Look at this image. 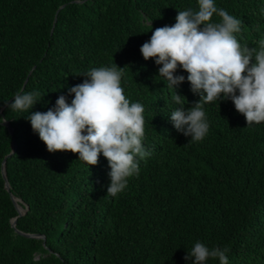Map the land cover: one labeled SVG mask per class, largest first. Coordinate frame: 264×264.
Returning a JSON list of instances; mask_svg holds the SVG:
<instances>
[{"label":"trees","instance_id":"1","mask_svg":"<svg viewBox=\"0 0 264 264\" xmlns=\"http://www.w3.org/2000/svg\"><path fill=\"white\" fill-rule=\"evenodd\" d=\"M215 3L242 21L240 44L259 51L264 0ZM188 9L198 0H0V119L14 129L0 120V264H193L185 256L197 241L228 248V264H264V122L247 127L231 100L207 103L209 132L191 142L170 119L182 106L172 96L187 110L200 95L182 69L185 82L169 87L140 52ZM114 64L127 98L144 107L151 155L112 197L102 154L90 167L71 152L49 153L27 117L61 95L70 104L69 89L88 71ZM33 91L43 98L29 112L9 109L17 93Z\"/></svg>","mask_w":264,"mask_h":264},{"label":"clouds","instance_id":"2","mask_svg":"<svg viewBox=\"0 0 264 264\" xmlns=\"http://www.w3.org/2000/svg\"><path fill=\"white\" fill-rule=\"evenodd\" d=\"M241 27L242 21L218 8L215 0H198L197 10L179 11L174 25L156 28L140 48L145 61L153 59L160 66L158 77L165 78L169 87L185 82L183 75H176L182 69L191 91L200 95L199 102L187 110L184 97L175 90L172 96L182 106L170 119L191 142H202L209 132L207 103L231 100L247 127L264 122V39L259 51L242 46L235 35ZM123 70L116 64L92 68L83 83L69 89V95L74 94L70 104L61 95L55 108L27 117L49 153L71 152L90 167L98 164L102 154L110 168L107 196L112 197L127 188L130 178L138 177L139 161L151 155L143 145L144 107L125 95ZM42 98L38 91L17 93L9 109L29 112ZM228 251L209 249L197 241L185 260L206 264L211 258L228 264Z\"/></svg>","mask_w":264,"mask_h":264},{"label":"water","instance_id":"3","mask_svg":"<svg viewBox=\"0 0 264 264\" xmlns=\"http://www.w3.org/2000/svg\"><path fill=\"white\" fill-rule=\"evenodd\" d=\"M4 125H6L8 127V129H9V131H10L11 134H14V129L12 128V126L10 125L9 122L4 123ZM16 150H17V142H16V140H14L13 141V151H12V154H14L16 152ZM11 155H9V157ZM6 163H7V158L5 159V161L3 163V176H4L5 180H6V188L8 190H10V184H9V181H8V178H7V173H6ZM13 199H14V202L16 203V205H17V208H18V211L20 213V216H23L24 214H26V209H23L22 207H20L17 204V199L16 198L13 197ZM16 224H17V218L14 219L13 226L16 227ZM20 233H22V232H20ZM23 235H26L28 237H36V238H41L42 237V238H44L43 236H40V235H29V234H23Z\"/></svg>","mask_w":264,"mask_h":264},{"label":"bare ground","instance_id":"4","mask_svg":"<svg viewBox=\"0 0 264 264\" xmlns=\"http://www.w3.org/2000/svg\"><path fill=\"white\" fill-rule=\"evenodd\" d=\"M18 232V231H17Z\"/></svg>","mask_w":264,"mask_h":264}]
</instances>
